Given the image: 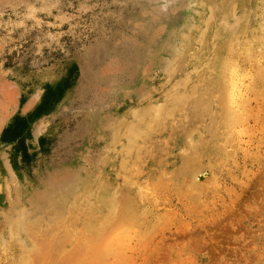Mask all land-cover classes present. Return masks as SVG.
I'll return each instance as SVG.
<instances>
[{"label":"rangeland","instance_id":"obj_1","mask_svg":"<svg viewBox=\"0 0 264 264\" xmlns=\"http://www.w3.org/2000/svg\"><path fill=\"white\" fill-rule=\"evenodd\" d=\"M0 264H264V0H0Z\"/></svg>","mask_w":264,"mask_h":264},{"label":"bare ground","instance_id":"obj_2","mask_svg":"<svg viewBox=\"0 0 264 264\" xmlns=\"http://www.w3.org/2000/svg\"><path fill=\"white\" fill-rule=\"evenodd\" d=\"M259 64V63H258ZM112 244V243H111ZM81 263V262H80Z\"/></svg>","mask_w":264,"mask_h":264}]
</instances>
